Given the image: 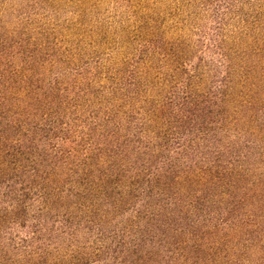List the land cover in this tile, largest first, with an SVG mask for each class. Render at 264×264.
Instances as JSON below:
<instances>
[{"label":"trees","instance_id":"16d2710c","mask_svg":"<svg viewBox=\"0 0 264 264\" xmlns=\"http://www.w3.org/2000/svg\"><path fill=\"white\" fill-rule=\"evenodd\" d=\"M0 264H264V0H0Z\"/></svg>","mask_w":264,"mask_h":264}]
</instances>
